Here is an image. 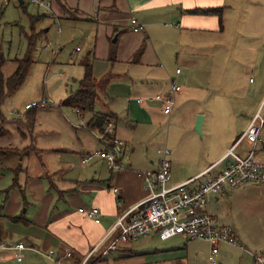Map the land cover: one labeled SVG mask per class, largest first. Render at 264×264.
<instances>
[{"label":"crops","instance_id":"crops-1","mask_svg":"<svg viewBox=\"0 0 264 264\" xmlns=\"http://www.w3.org/2000/svg\"><path fill=\"white\" fill-rule=\"evenodd\" d=\"M68 1L71 4L66 6ZM236 1L239 2V0H58L54 6L51 5L49 16L60 23L63 20H78L87 16V21L105 27L111 35L117 33L118 40L125 36L123 46H141L143 42L146 49L141 55L140 63L148 68V73L139 83L137 97H129L122 106L116 105L112 110L111 101H108L110 99L105 94L104 110H98V112L110 111L118 116L117 123L106 127L105 131L114 140L123 142V155L120 161L124 169H112L100 158L82 163V156L85 153L111 149L107 139L102 140L103 134L89 127L88 121L92 113L90 115L80 113L82 114L80 119L75 120V123L71 122L70 125L76 133L69 135V145L64 147L61 144L57 149L54 148L58 145L53 147L49 145L52 156L48 159L51 164L46 165V171L50 173H47L48 182L43 193L47 188L49 191L46 196L43 194L45 198L39 205L41 206L39 216L42 217L40 221L45 227H42L41 231L32 229L26 235L27 244L22 240L12 241L7 234L3 235L0 229L2 239L0 242H23L30 248L24 252L27 254H24V260L19 262L20 264L25 261L24 264H32L37 258L43 262L47 261V264H57L46 255L52 249L57 251L56 257H60V253L65 250L71 249L81 259L80 261H83L101 241L109 244L115 239L119 232L117 230L111 234L110 232L117 219L151 195L152 192L143 178V173L156 171L159 168L161 140L164 135L167 136L166 143L171 140V127L179 117H185L187 122L191 123L189 126H193L197 117L202 115L204 141L207 137L208 142L207 145H200L197 139L190 137L188 142L176 144L175 154L170 159L172 163L170 186L184 183L206 171L207 177H214L232 160L231 157L226 158V154L238 142L255 113L261 110L264 101V44L205 46L211 36L219 37L218 35L225 32V18L233 9V2L236 4ZM247 1L251 6L246 5V16L250 23L256 22L264 14V0ZM20 2L25 3L22 0ZM209 7H223L221 23L217 15L191 11ZM132 15L145 25V31L135 32L131 29ZM48 30L47 28L45 33ZM133 33L136 34L134 38H129ZM225 50L232 51L228 58L225 56ZM91 52L90 50L89 53ZM210 55L218 59L219 66L222 64L223 67L231 65L238 67L228 71V74L233 75L229 81L234 79L236 83L247 73L257 77L259 85L253 86L252 90H245L243 96V98H252L254 94L255 99L252 117L242 133H231V128L220 129L213 119L208 123V113L196 107L198 102L196 88L192 87L193 90L190 91L188 87L185 91L193 76L191 71L198 67L200 58ZM83 64V76L85 65L91 64L92 71L94 67L95 77V65L89 62ZM206 65L209 67V64ZM177 68H181L178 75L175 74ZM81 78L74 79L77 87ZM171 79H176L181 85L171 114L164 113L163 105L158 100L147 99L143 103L137 102L139 97L150 98L158 93L168 92ZM208 81L210 79H207ZM260 86L261 92L258 93ZM233 88L234 91H241L237 85H233ZM38 97L41 98L33 101H39L45 96ZM30 102L32 100L26 101L25 104ZM48 103L36 108L40 110L44 108L42 111H45ZM237 103L241 106L244 102L242 100ZM25 111H28V114L30 112L29 116L32 113L30 109H25V106L24 111L19 109L15 112L23 114V117H19L23 119ZM33 116L35 123L29 129L30 133H34L38 125L36 112ZM32 146L35 145L31 144L27 148ZM234 149L235 152L240 149L238 152L240 155H247L254 149V157L264 161L263 135L255 146L246 140H241ZM36 151L39 153L41 149L38 148ZM61 166L64 168H60ZM21 169L22 167L19 171ZM37 185L34 180L30 183L31 192ZM231 198V204L225 201ZM93 207L100 211L99 222L79 212L80 208ZM221 207L224 208L222 213H220ZM209 211L221 224L234 230L243 246L217 244L218 264H257L251 253L264 255V183H250L236 189H226L224 193L210 200ZM228 211L231 215H228ZM34 220L36 221L35 218ZM213 247L214 244L209 241L190 240L184 235L162 240L153 231L131 242L119 243L116 250L111 251L96 264H211L209 256ZM11 259H15L13 252Z\"/></svg>","mask_w":264,"mask_h":264},{"label":"rangeland","instance_id":"rangeland-1","mask_svg":"<svg viewBox=\"0 0 264 264\" xmlns=\"http://www.w3.org/2000/svg\"><path fill=\"white\" fill-rule=\"evenodd\" d=\"M20 1L0 0V42L5 54L9 58L25 56L28 52L27 47L33 27H35V34H38V37H36L35 47L30 53V57L35 62L29 70L26 83L10 93L0 105V125L9 130L6 136L0 138V147L3 149L16 148L14 153L5 152L0 157V229L3 235L7 234L12 241L22 240L27 244L26 235L32 229L36 228L41 231L42 227H45L40 221L42 217L39 216L41 208L39 205L43 203L42 199L49 191L47 188L43 193L48 182L47 173H50L48 170L46 171V165L51 164L48 159L52 156L49 145L52 147L58 145L54 149L59 148L61 144L64 147L69 145V135L76 133L70 124L71 122L75 123V120H79L82 116L77 113L76 108L63 104V102L72 91L77 89L74 79L83 76V63L89 62L95 65L96 79H101L108 74L112 75L108 84L110 86L106 90L112 110L116 105L122 106L129 97H137L139 83L145 78L144 75H147L148 68L140 63L141 55L146 49L143 42L141 46H123L125 36L114 41L117 33L111 35L105 27H99L94 22L87 21V16L78 20H63L60 23L49 16L51 5L54 6L58 0H38L39 3H35L33 0H22L25 3ZM233 3V9L225 18V32L218 35L219 37L211 36L205 46L263 45L264 14L256 22L250 23L246 16V5L249 6L250 2L239 0L236 4ZM70 4L71 2L68 1V4L65 5L69 6ZM38 14H43V17L32 23L31 15ZM90 14L89 12L88 15ZM47 28L49 30L45 33ZM135 35L133 33L129 38L133 39ZM147 48H152V46H147ZM90 50L91 53H89ZM231 54L232 51L225 50L227 58ZM199 61L198 67L191 71L193 76L185 91L188 90V87L190 91L193 90L192 87L196 88L195 94H197L196 100H198L196 107L208 113V123L210 119H213L220 129L231 128V133H242L252 117L251 112L255 99L254 94L252 98H243V96L246 93L245 90H252L253 86L259 85L257 77L252 73H247L234 83V79L229 81L233 75L228 74V71L238 69V67L234 65L223 67L222 64L219 66L218 59H214L211 55L205 58L201 57ZM206 64H209V67ZM16 68L17 64L8 60L3 72L8 76ZM207 79L210 81L207 82ZM233 85L239 86L241 91H234ZM260 92L261 86L258 93ZM40 95H44L49 100L48 107L45 111H42L44 108L31 110L32 115L36 112L38 125L34 129V133H30L27 127L30 112L28 114V111H25V117L21 119L17 117L15 111L19 109L24 111V106L27 105L26 101L32 100L33 102V99L41 98L42 96L38 97ZM242 100L244 103L239 106L237 102H242ZM104 102L96 103L97 111L104 110ZM261 113L264 115V101ZM86 115H90V113L86 112ZM190 124L185 117H179L171 127L169 142L166 143L167 136L164 135L160 148L170 150L169 159L175 154L176 144H184L190 137L197 139L200 145H207L208 139L205 137L204 141L203 126L202 134H200L195 130V124L189 126ZM73 137L75 138V136ZM31 144L35 145L34 148H27ZM38 148L41 149L39 153L36 151ZM29 149L32 151L29 152ZM239 150L236 152L238 153ZM21 167L22 169L19 171ZM62 167L64 168V166L60 168ZM56 173L54 172V174ZM59 176L61 175L59 174ZM33 180L38 185L31 192L30 183ZM15 181L20 186L11 187ZM21 187L24 189L26 198L23 197ZM36 192L39 193L36 194ZM225 201L231 204L232 198ZM220 209V213H222L224 208ZM228 215H231L230 211H228ZM14 217H23L24 219L14 220ZM47 217L49 218V214ZM11 252L0 250V264H20L15 259H11ZM64 261L67 264H76L74 258L64 259ZM45 262L37 258L32 264H47V261Z\"/></svg>","mask_w":264,"mask_h":264},{"label":"built area","instance_id":"built-area-1","mask_svg":"<svg viewBox=\"0 0 264 264\" xmlns=\"http://www.w3.org/2000/svg\"><path fill=\"white\" fill-rule=\"evenodd\" d=\"M39 3L38 0H33ZM130 27L133 31H145V25L132 15ZM181 69H176V75ZM181 90V85L176 79H171L170 88L166 93H158L150 98H137L138 103H143L147 99L158 100L163 105L165 114H171L175 103L176 94ZM47 98L33 101L25 106L31 109L39 105L46 104ZM79 113V110H77ZM18 117L23 114L17 112ZM264 131V115L258 110L252 117L246 130L243 132L238 142L226 154V158L232 160L225 168L214 177H207V171L203 174L191 178L184 183L170 186L172 163L169 159L170 150L164 148L160 150L161 158L159 168L156 171H145L143 178L151 190V195L135 208L121 215L110 234L117 230L118 236L111 240L109 244L101 241L88 253L87 257L77 264H86L91 255L107 256L111 251L118 248L119 243L131 242L141 236H145L155 231L162 240L169 239L176 235H184L190 240H204L214 244L209 261L211 264H218L216 255L218 254L219 243H228L234 246L243 247L238 241L234 230L220 223L219 219L209 211L211 199L225 192L226 189H236L250 183H264V161L254 157V149L247 155H240L235 152V147L241 140H246L255 146L262 139ZM104 141V135H102ZM123 142H116V146L111 149H101L85 153L82 156V163H88L96 158L103 159L110 168L121 170L123 155ZM79 212L87 217L99 222V209L80 208ZM30 249L23 242H0V250H9L14 253L18 262L24 260V252ZM56 250H49L46 253L57 264H67L64 259H72L73 251L67 249L60 257H56ZM252 257L257 264H264V255L253 252Z\"/></svg>","mask_w":264,"mask_h":264},{"label":"trees","instance_id":"trees-1","mask_svg":"<svg viewBox=\"0 0 264 264\" xmlns=\"http://www.w3.org/2000/svg\"><path fill=\"white\" fill-rule=\"evenodd\" d=\"M192 12L210 14V15H217L219 17L220 23L223 17V7H209L203 9H194L191 10ZM43 17V14L38 15H31L32 23L35 21L40 20ZM32 36L29 39L28 47L26 55L19 58L18 56L14 58H9L3 50V46L0 42V105L6 99V97L16 91L25 81L28 76L29 70L35 62L31 57L30 53L35 47L36 37L38 34H35V27L32 28ZM8 60H12L17 64L16 70L10 74L5 75L3 72V68ZM112 79V75L108 74L101 79H96L93 75L92 65L86 64L85 65V74L84 76L78 81V87L76 90L72 91L70 96L63 102V104L71 105L76 108V111L79 110V113H92V117L88 121V125L91 129H96L100 133L105 134L104 138L107 139L109 143V147L113 148L116 146V140H114L108 132H106L105 128L111 125H115L118 121V116L113 112L106 111V112H98L96 111V103L98 101L104 102L106 94V88ZM38 107V106H37ZM36 108V107H34ZM31 108L30 110L34 109ZM27 127L30 129L35 123V116L32 114L27 121ZM7 129H5L2 125H0V138L6 136L8 134ZM33 149L34 147H28ZM29 149V152L32 151ZM0 153L3 155L5 152L16 151V148L7 147L5 149L0 148ZM28 153V152H27ZM13 186H20L17 181L13 183ZM21 191L23 197L26 198L24 189L21 187ZM14 220H22L23 217H14ZM0 241L2 239L0 238ZM73 257L75 263H80L81 259H79L76 253L73 251ZM78 259H77V258ZM103 256L98 255H91L89 259L86 261V264H96L99 260H102Z\"/></svg>","mask_w":264,"mask_h":264},{"label":"water","instance_id":"water-1","mask_svg":"<svg viewBox=\"0 0 264 264\" xmlns=\"http://www.w3.org/2000/svg\"><path fill=\"white\" fill-rule=\"evenodd\" d=\"M117 40V36L114 38V41ZM202 123H203V116L202 115H199L197 117V120H196V124H195V130L202 134Z\"/></svg>","mask_w":264,"mask_h":264}]
</instances>
